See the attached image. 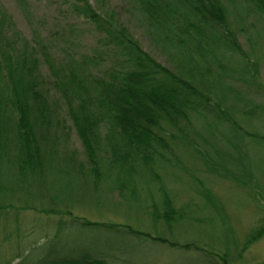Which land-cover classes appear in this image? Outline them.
I'll use <instances>...</instances> for the list:
<instances>
[{"label": "trees", "instance_id": "16d2710c", "mask_svg": "<svg viewBox=\"0 0 264 264\" xmlns=\"http://www.w3.org/2000/svg\"><path fill=\"white\" fill-rule=\"evenodd\" d=\"M17 1L25 5V0ZM68 1L98 34L91 52L77 53L72 46L79 43L75 39L53 32L38 35L36 27L31 37L25 38L0 6V147L13 152L11 166L25 180L43 179L55 153L62 155L70 178L76 176V166L82 174L76 151L66 144L69 129L91 161V172L99 183L106 188L117 187L126 200L135 199L137 176L148 180L154 172L157 174L158 161L168 160L164 153L171 152L172 145L186 146L192 155H205L202 152L208 150V144L202 134L196 135L201 139L200 147L192 137L181 134L194 128L198 131L200 124L194 121L198 117H211L236 132L264 139V135L244 130L236 119L264 106L253 100L254 94L264 91V81L258 79V63L243 53L236 37L237 32L245 31L241 23L248 14L264 17V0H243L246 5L234 0L236 15L226 5L231 0H130L146 32L167 53L172 67L143 50L106 1L96 0L95 6L88 0ZM254 38H250L251 50L258 44ZM235 54L241 59L234 61ZM209 74L230 76L234 86L217 91L215 83L202 81V76ZM163 127L170 131L163 132ZM205 166L219 177L236 179L225 167L215 168L213 163ZM160 191V203L153 215L167 224L175 216L173 221L184 218L182 209L173 207L166 193ZM8 192L18 198L15 190ZM44 195L39 192L31 198L35 202L54 200ZM60 200L55 203L63 204L64 209L50 206V202L42 209L34 204L19 208L44 215H70ZM10 205L0 204V209ZM73 221L80 227L125 232L147 243L145 246L160 243L181 251L193 248L212 254L196 259V264H231L239 258V252L231 258L226 252L207 251L194 242L175 238L170 241L130 225L70 215ZM63 223L58 222L53 233L44 235L47 244L36 241L25 247L26 251H36V257L26 264H132L128 257L114 252L91 253L67 243L56 246L54 241ZM263 231L258 228L252 232L244 246ZM133 245L127 244V249L131 251Z\"/></svg>", "mask_w": 264, "mask_h": 264}, {"label": "rangeland", "instance_id": "374dc122", "mask_svg": "<svg viewBox=\"0 0 264 264\" xmlns=\"http://www.w3.org/2000/svg\"><path fill=\"white\" fill-rule=\"evenodd\" d=\"M88 1L93 6L97 5L96 0ZM104 1L117 11L120 20L143 50L172 67L167 53L149 36V31L146 32L145 24L130 0ZM235 2L247 4L243 0ZM235 2H226L233 15H236L233 9ZM0 6L11 16L15 27L25 38H30L32 29L36 27L38 35L53 32L59 37L75 39L79 43L77 47L72 46L77 53L91 52L97 45L98 34L72 9L68 0H25V5L17 0H0ZM241 24L245 31L236 33L237 41L243 53L258 63V79L264 81V17L248 14ZM62 31L63 34L60 33ZM250 36L258 42L254 50L250 48L253 44ZM62 45L60 42L59 46ZM239 56L235 54L234 61L241 59ZM223 64L228 65L226 62ZM41 70L46 73L44 66H41ZM202 81L215 83L217 91L234 86L230 76L218 78L209 74L202 76ZM263 92L261 90L253 95L254 103L259 106L264 104ZM253 111L252 115L236 117L237 122L246 131L264 135V106ZM194 121L196 125L199 122L200 129L195 131L194 128V131L181 134L185 138L192 137L198 147L202 143L196 135L202 134L208 144V150L202 152L205 155H192L188 147L172 145L171 152L164 153L168 160L158 161L157 174L154 172L156 175L153 173L148 180L136 177L135 199L126 200L117 187L106 188L99 183V178L91 172V161L86 154L83 155L72 129L68 130L66 144L70 150L76 151L77 161L82 166V174L76 166V176L74 174L73 178H70L62 155L55 153L52 154L50 167L44 171L43 179L25 180L24 175L17 174L11 166L10 156L14 155L13 152H6L4 147H0V188L6 189H0V204L11 203L10 207L0 209V264H26V261L35 258L36 251H26L25 247L33 246L36 241L42 244L44 235L53 233L56 224L61 221L64 223L54 241L56 246L67 243L73 249L80 247L91 253L114 252L128 257L132 264H196V259L212 256L196 252L193 248L181 251L160 243L145 246L147 243L132 239L125 232L80 227L76 222H70V215L93 222L130 225L136 230L168 237L170 241L175 238L179 242H194L207 251L226 252L231 258H235L236 252H239V258L231 264H264V231L244 246L252 232L258 228L264 230V139L236 132L226 123L220 124L211 117H198ZM169 131L163 127V132ZM205 163H213L215 168L229 169L236 179L219 177L214 171H209ZM12 189L18 198L14 196L15 193L8 192ZM160 189L170 198L173 207L182 209L180 212L184 218L173 221L177 218L175 216L167 224L153 215L160 203ZM39 192L53 198L54 204L50 200L35 202L31 197ZM59 198L70 215H44L27 207L19 208L34 204L42 209L50 202V206L64 209L63 204L55 203ZM28 231L30 234L27 233V236L25 233ZM129 243H134L131 251L127 249ZM43 244H47V240Z\"/></svg>", "mask_w": 264, "mask_h": 264}]
</instances>
